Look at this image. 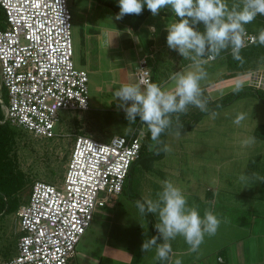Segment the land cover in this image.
Listing matches in <instances>:
<instances>
[{"label":"built area","instance_id":"1","mask_svg":"<svg viewBox=\"0 0 264 264\" xmlns=\"http://www.w3.org/2000/svg\"><path fill=\"white\" fill-rule=\"evenodd\" d=\"M69 1L0 0L5 15L0 28V82L7 94L6 102L0 95L5 116L0 122L41 138L59 135L55 127L60 110L89 109L88 71L73 59ZM246 31V42L258 35ZM135 75L136 83L153 82L146 56L140 58ZM248 86L264 90V65L250 70ZM73 136L63 182L34 180L28 200L16 209L21 233L16 253L1 264H73L76 245L95 208L113 206L122 193L145 131L136 126L132 133L107 141Z\"/></svg>","mask_w":264,"mask_h":264},{"label":"crops","instance_id":"2","mask_svg":"<svg viewBox=\"0 0 264 264\" xmlns=\"http://www.w3.org/2000/svg\"><path fill=\"white\" fill-rule=\"evenodd\" d=\"M115 14L110 7L93 0H80L78 9L74 11L75 62L91 75V88L93 91L96 90L97 96L90 98V108L87 110H92L90 115H87L89 113L86 111L84 115L80 114L73 119L75 132L72 135H91L90 131L84 129V124L87 120H92L91 115L95 116L98 113H119L126 120L124 112L117 108L113 93L123 84L136 83L135 72L142 56L147 58L153 83L165 89H170L172 86L169 77L173 72L192 70L189 68L191 61L185 60L176 51L168 48L165 30L168 23L158 18H154L155 23L145 24L144 21L141 24L144 25L142 36L139 32L141 25L134 30L122 24L120 20H115ZM159 14L165 19L167 16H173L161 11ZM155 28L158 34H155ZM204 60L206 62L203 67L207 72V78L201 81V88L209 100L210 88L237 74L228 75L230 71L227 69L224 55L212 60L205 57ZM246 97L254 98L255 96ZM253 105H255L253 102L249 104L250 111L242 108L240 115L237 114L234 121L238 116H242V113L245 117L247 114H253ZM225 107L203 115L191 129L180 131L190 132L198 127H201L202 131L206 130L204 141L211 146L208 161L202 162L201 158L191 153L196 148L195 138L169 136V132H176L169 131L162 141L169 147L176 142L179 146L177 152L169 154L159 151V156L152 157L156 162H161V165L156 168L153 186L147 187L145 192L139 186L138 193L142 200L144 197V195L141 196L142 192L149 198L155 199L156 192L160 190L161 181L169 180L182 190L188 205L197 209L201 217L205 211H210L220 220L216 234L205 235L197 251H189V246L184 239L178 236L170 241L172 252L169 258L166 261L159 260L158 264H176L177 260L180 264H264V179L253 178L251 184L248 182L245 184L240 180L239 185L228 181L225 185L224 179L221 178L219 162H224L232 156H227V151L223 156L219 153L221 147H218V143L223 142V149L227 150V135L222 132L226 128V123L216 124L212 112L223 110ZM206 117L208 121H202ZM126 122L128 123L127 120ZM211 122L216 125L214 130H209ZM136 124L137 121L131 125L132 129L137 126ZM239 125L233 122L229 126L231 135H234L232 145L233 147L246 145L252 147L253 152H260L262 164L256 174L264 178V142L252 136L257 125L250 126L246 130L241 129ZM216 129L218 137L214 136ZM250 138H254V142L246 143ZM188 144L194 145L187 147ZM188 161L199 168H190ZM135 167L136 164L133 165V171ZM150 167L152 166L146 165L147 169ZM152 192L155 193L154 197L150 194ZM119 206L122 205L118 196L116 203L107 207L113 210V215L111 214L106 222L114 223V219L119 215L117 210ZM123 214H126L125 209ZM151 219L154 223L157 220L154 215Z\"/></svg>","mask_w":264,"mask_h":264},{"label":"rangeland","instance_id":"3","mask_svg":"<svg viewBox=\"0 0 264 264\" xmlns=\"http://www.w3.org/2000/svg\"><path fill=\"white\" fill-rule=\"evenodd\" d=\"M79 3L80 0H70L68 4L73 14L72 43L74 62L76 26L74 21V11L78 9ZM154 18L163 20L166 23L176 20L173 16H167V19H165L160 16V14L154 17L150 13L145 19V24L150 22L155 23ZM143 26L139 29L142 36ZM155 32V34H158L156 28ZM75 65L80 67L76 64V62ZM88 75L90 108V98H96L97 92L96 90L93 91V88H91V75L89 72ZM248 83L249 73L247 71L239 73L236 76L225 81H221L217 85L210 88L209 97L211 100H216L225 93L236 89L238 85L239 87H242L244 85H248ZM2 92V98L4 102H6L7 94L5 88ZM244 97L245 98L242 97L243 99L240 98L241 100L238 99L237 101L231 103L233 105H227V108H224L225 110L221 109L220 111H216V115L214 117L215 120L212 119L216 122V124L226 123V128L222 130V132L227 135V150L223 149V142L217 144L218 147H221L219 153L222 156L225 151H227V156H232L227 158L224 162H219L221 168V178L224 179L225 185H227L228 181H231L232 184L237 183L236 185L241 184L240 176L242 174L248 177H253V174L258 172L259 166L262 164V155L260 152H253L252 147H248L246 145L233 147L231 142L234 135H231L232 132L231 129H229V126L232 125L237 114L240 115L242 108L246 111H250L248 106L251 102L255 103V105H253V114H247L246 117L244 113L241 114L244 117V119H242L239 123L241 129L246 130L248 127H253L264 121V103H262L259 99L257 100L256 97ZM197 109L198 108L190 106L188 114ZM86 111L73 112L60 110L59 120L57 121L55 127L59 135L53 138L37 137L17 126L9 124L8 121H5L9 125L12 132L9 156L14 160L16 167L21 169L26 175V185L18 193V201L20 203L28 200L31 185L36 179L44 180L57 185L63 182L65 165L70 148L72 147L75 139V136L72 135L75 132L73 119L75 117H79L80 114L84 115ZM87 112L89 113L87 115H90L92 110ZM0 118L3 120L5 119L1 105ZM91 118L92 120H87L84 124V129H86V131H90L91 135H88L98 140L107 141L113 135L126 134L125 130L128 123L124 119V116H121L119 113H98L95 116L91 115ZM207 119L208 118L206 117V119L204 118L202 121H208ZM173 122H175V117ZM210 125L209 130H214V127L216 126L215 123L211 122ZM205 131V129L202 131L201 127H198L190 132L182 131L179 136L176 135V132H169V136L177 138H187L188 136H191L195 138L196 143L193 145L196 148L191 153H194L196 157L201 158V161L204 162L208 161L207 158H209V151L211 150V146L206 144V141H204L206 136ZM216 134H218L217 129L215 130L214 136ZM216 137L218 136L216 135ZM221 140L224 141L222 137ZM193 145L188 144L187 147H193ZM178 147L179 146L175 142L170 147L171 151L167 153H176ZM149 151H151L150 148ZM187 163L190 165V168H199L196 164L191 165L190 161ZM135 164L136 167L131 173L129 181L125 183L124 191L119 195L120 204L123 206L117 207L119 215H117L114 219V223L110 224L109 222H106V220L111 216V214L113 215V210L107 207L95 208L90 226L76 245L75 254L71 259L73 264H158L159 260L154 258L155 249L149 250L145 253L140 251V246L143 240L156 235L154 222H152L151 219L153 218V215L146 214L141 216L138 209L135 207L134 202L142 200L140 194L138 193L139 186L140 189H143V192H145L147 187L153 186V179L156 177V168L161 165V162H156L152 158H144V161H137ZM147 164L152 167L147 169ZM252 179H250L248 183H253ZM143 192L141 194V196L144 195L143 199L149 198ZM150 194L154 197L155 193L152 192ZM124 209L126 214H123ZM18 226L15 211L0 216V264L2 261L12 257L16 253V242L21 234ZM145 233L147 235H145Z\"/></svg>","mask_w":264,"mask_h":264},{"label":"clouds","instance_id":"4","mask_svg":"<svg viewBox=\"0 0 264 264\" xmlns=\"http://www.w3.org/2000/svg\"><path fill=\"white\" fill-rule=\"evenodd\" d=\"M118 5L115 20L126 15H141L145 7L154 17L165 8L177 17L165 27L166 43L170 50L192 62L189 66L192 70L173 72L169 77L170 89L142 80L123 84L113 93L117 108L124 112L128 121L126 134L133 132L131 125L139 120L150 133L153 142L150 150L170 152L171 148L160 137L173 127V117L179 136L183 127L180 114H186L190 106L201 112L209 111L201 88V81L207 78L204 58L215 59L222 51L230 49L233 59L243 63L241 50L247 43L264 45V29L250 41L245 40V26L258 15L264 16V0H238L231 8L225 0H118ZM198 25L203 26L202 31ZM215 115L212 112V116ZM242 119L243 116H238L234 123L239 124ZM253 142L254 138L246 141ZM253 177L264 179L255 173ZM253 177L242 174L240 180L246 184ZM134 204L141 216L151 214L157 218L154 223L156 235L144 239L140 251L145 253L155 249L154 258L160 261L169 258L172 252L170 241L178 236L184 239L189 251L195 252L205 235H215L220 225L219 218L210 211H205L201 217L197 209L188 205L182 190L169 180L161 181L155 199L145 198ZM176 264L180 261L177 260Z\"/></svg>","mask_w":264,"mask_h":264},{"label":"trees","instance_id":"5","mask_svg":"<svg viewBox=\"0 0 264 264\" xmlns=\"http://www.w3.org/2000/svg\"><path fill=\"white\" fill-rule=\"evenodd\" d=\"M93 1H96L99 4L110 7L115 13L119 12L118 0H93ZM225 2L229 6V8H231L235 3L238 2V0H225ZM161 12L173 14V16L177 19V17L174 15V13H172V11L169 8L162 9ZM149 14L150 11L145 7L141 15H126L120 20V22L124 25L130 26L134 30H137L138 27L145 21V19L148 17ZM4 20H5L4 11L0 6V28L4 27ZM197 27L199 30L201 31L203 30L202 25H198ZM245 27L246 30L248 31L258 33L259 30L264 29L263 16L258 15L252 23L246 25ZM220 55L225 56V63L228 71H230L228 75H234L245 71H250L254 68H257L260 65H264V45L250 44L244 47L241 50V56L243 57L244 60L243 63H240L239 61L233 59L230 49L222 51ZM152 81H153V75H152ZM3 89L4 88L2 87L1 92L3 91ZM2 94L4 95L3 92ZM203 95L204 98L207 99L205 93H203ZM248 95H253L257 99H259L262 103H264V90H252L248 85H244L242 87H239V90H237V88L233 89L225 93L216 100L207 99L208 109H209L208 112H201L199 109H197L194 110V112H191L190 114H188L189 112H187L186 114H180L181 124L183 125L181 130L191 129L194 126V124L197 123L203 115L213 110L223 108L237 101L238 99ZM1 99L3 100L2 95H1ZM136 125L138 128H141L145 131V137L142 142L140 154L136 162L144 161V158L150 159L154 156H159V152L157 153L156 150L149 151L150 148L149 146L152 145V141L150 138V133L147 131L146 127L139 120H137ZM169 131H176L175 122H173V127L171 129L166 130L165 133L161 134L160 139L163 140V137ZM252 136L264 142V122L256 126V128L252 133ZM11 141H12V132L9 128V125L7 124V122H0V216L16 211V209L20 205V202L18 201V193L26 185L25 173L21 169L16 167L14 160L9 156V150H10L9 147ZM133 165L128 173L126 182L129 181L130 175L133 171L132 170Z\"/></svg>","mask_w":264,"mask_h":264},{"label":"water","instance_id":"6","mask_svg":"<svg viewBox=\"0 0 264 264\" xmlns=\"http://www.w3.org/2000/svg\"><path fill=\"white\" fill-rule=\"evenodd\" d=\"M1 88H2V84H1V82H0V91H1ZM0 95H1V93H0Z\"/></svg>","mask_w":264,"mask_h":264}]
</instances>
